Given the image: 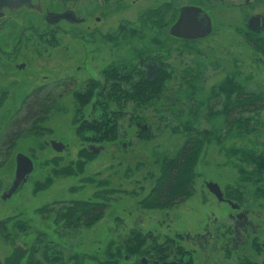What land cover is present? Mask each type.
<instances>
[{
    "label": "rangeland",
    "instance_id": "1",
    "mask_svg": "<svg viewBox=\"0 0 264 264\" xmlns=\"http://www.w3.org/2000/svg\"><path fill=\"white\" fill-rule=\"evenodd\" d=\"M162 1L105 0L101 5L99 0H78L74 9L87 17L86 22L65 25L73 32L58 36L55 44V40L41 41L50 52L36 46L22 58L28 71L17 76L18 89L24 90L26 81L33 80L26 85L28 93L44 82L45 75L53 80L66 72L62 65L66 62L73 65L79 82L90 72L103 79L101 72L119 62L122 72L132 73L137 67L131 65L141 53L157 54L162 70L152 85L133 86L122 97L80 101L67 94L58 102L37 100L40 107L53 104L51 112L44 120L25 124L17 137L15 131L24 128L19 123L26 106L35 102L22 103L11 90L10 101L0 108L9 118L4 129L11 141L8 152L0 155V192L10 181L12 185L18 153L32 160L33 169L5 201L0 198L3 264H114L104 261L115 242L128 236L134 219L161 240L165 235L177 238L183 225L194 230L207 212L223 209L210 195L206 181L251 198L254 192L264 195V55L254 44H264V30L248 34L246 28L250 15L264 14V0H195L208 13L212 30L191 42L168 30L178 13L174 7L185 0H170V6L159 5ZM63 56L69 60H61ZM80 63L82 68L75 70ZM235 83L258 98V107L243 111L231 107L229 121L239 117L241 121L228 125L224 104L233 106V102L221 90ZM101 120L113 126L116 139L97 137L93 127ZM195 134L205 142L193 162L192 193L184 203L181 199L165 208L142 206L163 165L181 153ZM5 136L0 133V142ZM50 140L62 142L64 149L54 150ZM93 144L103 148L92 153L88 146ZM83 148L91 155L80 157ZM241 153L256 158L244 161ZM81 160L83 166L78 167ZM96 200L103 202L105 210L88 226L81 227L80 221L64 228L63 222L54 220L53 213L63 206ZM110 239L111 246L101 253ZM116 255L115 264H129Z\"/></svg>",
    "mask_w": 264,
    "mask_h": 264
},
{
    "label": "flooded vegetation",
    "instance_id": "2",
    "mask_svg": "<svg viewBox=\"0 0 264 264\" xmlns=\"http://www.w3.org/2000/svg\"><path fill=\"white\" fill-rule=\"evenodd\" d=\"M77 1L0 0V108L1 104H4L2 108H5V104L10 101L9 96L13 88L11 95H17L22 103L37 102V100L58 102L67 94L80 101L91 100L93 97L96 101H100L109 97V95L115 94V97L128 95L133 86L146 87V85L153 84L157 71L162 70V60L158 58L157 54L149 56V53H141L139 61L131 65L137 67L131 71L132 73L122 72L123 67L120 65L122 62H119V65L116 64L101 72L103 79L92 77L90 72L89 76L79 82L75 78L73 65L66 62L62 64L66 72L61 73L57 78L49 80L45 75L43 77L44 82L37 83L30 93H28L29 90L26 92V85L33 84V80L26 81L27 84H24V90L23 88L18 89L20 81L17 80V76L19 74L26 75L25 72L28 71H24L27 68V63L22 58L31 53V48L37 46L41 52L48 53L51 49L42 46L41 41L48 44L60 35L69 37V33L73 30H68L65 25L73 27L86 22L87 17L80 15L74 9V3ZM243 1L248 3L249 0ZM99 3L105 5L106 2L105 0H99ZM171 3L170 0H163L159 5L167 4L170 6ZM197 3L195 0H185L180 5L175 6L174 11L178 13L173 24L177 21L183 7H198L208 15ZM252 17H258L256 23L255 21L250 23L249 20ZM263 17L264 14L255 13L247 18L246 28L248 34L264 30ZM252 25L255 26L254 29L250 27ZM170 28L168 29L169 33ZM197 39L200 38H183L179 40L191 42ZM52 43L57 42L55 40ZM70 54L72 57L74 56V53ZM61 60L69 59L63 56ZM85 64L83 62V68ZM81 68L82 64L80 63L75 70ZM165 70H167V67L164 66ZM30 78L32 79V77ZM1 112L0 133L6 135L5 140L0 142V155L3 156L9 150L11 141H9L7 135L9 132L5 133L4 129L9 118L8 116L4 118L5 114H1ZM24 117L25 112L21 118L22 121L19 123L20 126L24 125V128L20 127L15 131L16 137L25 129ZM13 123L15 124V121ZM91 146H94V144L89 145L88 148ZM14 162L16 164L15 157ZM10 182L0 192V198L3 201H5L6 191L10 189ZM206 184L207 181L205 186H207ZM221 192L222 199H219L212 191L209 193L215 203L223 204L225 207L220 209L218 213L214 211L207 212L194 230L183 225L175 235L177 238L165 235L160 240L153 234L152 229L142 228L137 219H134L128 236H125L123 241L119 238V242L115 240L116 242L104 262L115 264V256L118 253L129 264H264V195L262 193L256 195L254 192L252 199L250 195L240 190L229 192L224 189ZM259 196H262L263 199L257 200L256 198ZM185 199L187 198L183 197L181 201ZM53 217L56 221V212L53 213ZM81 227H84V225ZM120 234L123 233L120 231ZM120 234L118 233L122 237L123 235ZM112 241L110 239L109 244L106 245L111 246ZM105 250L108 249H102L101 253ZM3 263V260H0V264Z\"/></svg>",
    "mask_w": 264,
    "mask_h": 264
},
{
    "label": "trees",
    "instance_id": "3",
    "mask_svg": "<svg viewBox=\"0 0 264 264\" xmlns=\"http://www.w3.org/2000/svg\"><path fill=\"white\" fill-rule=\"evenodd\" d=\"M254 44L256 45L257 49H259L260 52H262V54L264 55V44L260 45L259 42L258 44L257 42H255ZM155 81L156 78L154 79V82ZM242 88V85H239V83H235L226 90H221L227 94V100L233 102V106L229 105L228 103L224 104V107H226L227 109L224 110L223 113L227 116L226 123H228V125L241 121L240 117L239 120L232 118L231 121H229L228 117L231 113V107H240L239 111H241V109L243 111L258 107V98L249 96L247 91H245L244 89L242 91ZM242 96H245L244 102L239 100V98H241ZM41 105L42 107H40L38 102H35L26 106L25 124H28L32 121L44 120L47 118V115H49V113L51 112L53 104L48 103ZM101 121H99L96 128L93 127L95 124L92 125L93 129L95 130L94 132L98 134L97 137H101L104 141L116 139L117 134L115 129H113V126L107 127V124H103V121ZM229 128L232 127L230 126ZM203 142H205L204 138H200L198 134L190 136L187 144L182 147L181 153L176 154L174 157L166 161V163L163 165L164 168L162 167V174L159 176L156 183H154L147 197H145V199L141 201L142 206L165 208L166 206H170L175 201L181 200L183 197H186L187 195L192 193V181L194 176L192 175L193 162L200 154ZM242 153L239 158L244 161H250L251 159L256 158V156L253 154L249 155L248 153H245V155H243ZM90 155L91 154L88 152V150L83 148V152H81L80 157L84 158ZM82 166L83 160L79 162L78 167ZM104 207L105 205L103 204V202L99 200L91 202H72L68 204V206L61 207V210L56 212V220L57 223L63 222L64 228H67L68 226L80 225V221L83 225L87 226L102 214ZM106 248L108 249V245H106L103 249Z\"/></svg>",
    "mask_w": 264,
    "mask_h": 264
},
{
    "label": "water",
    "instance_id": "4",
    "mask_svg": "<svg viewBox=\"0 0 264 264\" xmlns=\"http://www.w3.org/2000/svg\"><path fill=\"white\" fill-rule=\"evenodd\" d=\"M258 17L250 18V23H256ZM264 20V17H263ZM254 29L255 26H250ZM212 30L210 17L198 7H183L180 11L177 21L171 26L170 33L174 36L185 39L203 38L210 34ZM52 148L56 151H62L65 145L56 140H50L48 142ZM92 153H97L103 146L94 147L91 146ZM33 169L32 160L23 153L16 155V167L15 177L8 192L5 194V198L12 194L21 182H24L27 176ZM207 187L212 191L219 199H222V192L219 186L214 182H208Z\"/></svg>",
    "mask_w": 264,
    "mask_h": 264
}]
</instances>
